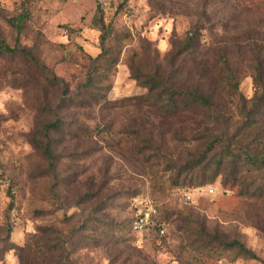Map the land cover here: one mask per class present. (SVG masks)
<instances>
[{
  "label": "rangeland",
  "instance_id": "obj_1",
  "mask_svg": "<svg viewBox=\"0 0 264 264\" xmlns=\"http://www.w3.org/2000/svg\"><path fill=\"white\" fill-rule=\"evenodd\" d=\"M19 14L20 33L8 22ZM0 34L17 48L0 54V264H26L48 227L75 230L69 264H264V195L238 191L264 171L243 168L238 186L222 173L174 184L202 147L206 109H163L145 81L201 89L233 149L262 147L264 0H0ZM146 197L169 242L126 231Z\"/></svg>",
  "mask_w": 264,
  "mask_h": 264
},
{
  "label": "trees",
  "instance_id": "obj_2",
  "mask_svg": "<svg viewBox=\"0 0 264 264\" xmlns=\"http://www.w3.org/2000/svg\"><path fill=\"white\" fill-rule=\"evenodd\" d=\"M10 22L20 33L22 30L24 22V14H19L15 17L8 18ZM191 40H194V36H191ZM17 50L7 43V41L0 34V54L2 53H14ZM187 51H190L187 48ZM149 84L150 89L156 91L155 99L163 109H170L168 111H175L179 105L182 103L185 109H190L192 106H198L201 109L206 110H196L197 123L200 131H205L206 135L200 136V142L202 147L195 153L192 154L190 151L187 153L186 159L180 164L178 169V174H184L183 179L179 178L174 181V184L180 183H190L191 185H200L208 181H213L215 177L222 173L223 183L225 185H243V180L238 181L237 175L245 167H249L252 171L257 170L258 173L264 171V144L262 147L259 146L261 142H258L253 147L246 143H239V148L233 149L232 143L235 139V135L231 140L228 133V127L222 126L221 121L223 119V112L218 110H212V101L210 95L201 91V89H183L176 90L174 84H166L165 80L158 76L156 73L148 76L145 80ZM168 87L169 97L163 95L164 89ZM178 95V96H177ZM164 111V110H160ZM187 111V110H180ZM252 110H242L244 117H248ZM189 115V117H188ZM187 118L192 119L190 114L186 115ZM219 128V129H218ZM198 139V138H196ZM47 155L52 158V151L50 146L47 145L45 148ZM208 169L213 174L209 176ZM233 174L235 176H233ZM263 180L259 184L253 182L244 185L238 191L240 195L254 194L255 196L264 195V175ZM258 179H261L258 176ZM158 211L152 218V224L149 228L142 232L145 233L147 237L152 238L153 241H159V243L169 242V223L167 218L162 213L161 206H157ZM136 214L132 215L130 222L127 226V232L129 234L136 233L132 230L131 225L135 219ZM166 227L164 233H161V228ZM75 230H70L68 233H63L48 227L44 230V234L39 238L38 242L31 248L34 249L29 252L30 255L27 259L29 261L26 264H69L68 263V253L71 252L70 244L71 236L74 235ZM205 234L207 244L217 243L221 247L236 249L240 254L246 257H257L256 254L248 248L245 243L237 238H233L229 241L222 239L216 233L201 231ZM190 234H187V239H190ZM200 244L198 240L192 239L188 243L182 244V249H187L191 247H198ZM23 253V252H22ZM195 258L196 255H194Z\"/></svg>",
  "mask_w": 264,
  "mask_h": 264
},
{
  "label": "built area",
  "instance_id": "obj_3",
  "mask_svg": "<svg viewBox=\"0 0 264 264\" xmlns=\"http://www.w3.org/2000/svg\"><path fill=\"white\" fill-rule=\"evenodd\" d=\"M158 208L156 202L150 197L143 198L138 203V212L132 222L131 228L136 233L146 231L152 224V218L157 213ZM166 227L161 228V233H164Z\"/></svg>",
  "mask_w": 264,
  "mask_h": 264
}]
</instances>
